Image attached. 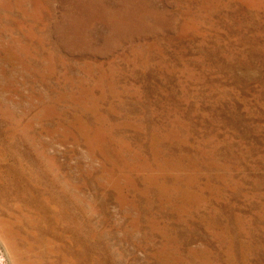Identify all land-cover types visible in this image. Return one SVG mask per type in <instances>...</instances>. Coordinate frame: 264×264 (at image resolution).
Returning <instances> with one entry per match:
<instances>
[{
  "label": "rangeland",
  "instance_id": "obj_1",
  "mask_svg": "<svg viewBox=\"0 0 264 264\" xmlns=\"http://www.w3.org/2000/svg\"><path fill=\"white\" fill-rule=\"evenodd\" d=\"M0 264H264V0H0Z\"/></svg>",
  "mask_w": 264,
  "mask_h": 264
}]
</instances>
